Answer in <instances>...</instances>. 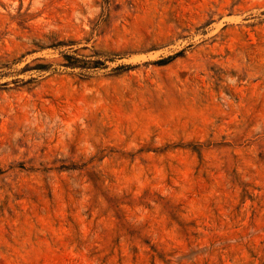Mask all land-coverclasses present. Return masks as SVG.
<instances>
[{"label":"rangeland","instance_id":"obj_1","mask_svg":"<svg viewBox=\"0 0 264 264\" xmlns=\"http://www.w3.org/2000/svg\"><path fill=\"white\" fill-rule=\"evenodd\" d=\"M0 264H264V0H0Z\"/></svg>","mask_w":264,"mask_h":264}]
</instances>
